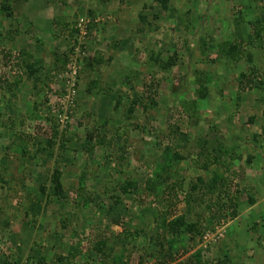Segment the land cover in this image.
<instances>
[{"label": "rangeland", "instance_id": "rangeland-1", "mask_svg": "<svg viewBox=\"0 0 264 264\" xmlns=\"http://www.w3.org/2000/svg\"><path fill=\"white\" fill-rule=\"evenodd\" d=\"M192 255L264 264V0H0V264Z\"/></svg>", "mask_w": 264, "mask_h": 264}, {"label": "trees", "instance_id": "trees-1", "mask_svg": "<svg viewBox=\"0 0 264 264\" xmlns=\"http://www.w3.org/2000/svg\"><path fill=\"white\" fill-rule=\"evenodd\" d=\"M1 6H2L1 9H6L7 8V7H4L2 4H1ZM240 45H241V41H236L235 42V41L226 40V41H222L218 45V49H219L220 53L224 57L229 58L231 60H237L240 57L241 50H242ZM248 74H249V72L246 73L245 75L242 74L241 76L243 77V80H239L238 83L242 84V82H243L244 84L248 85L250 83V78L248 77L249 76ZM193 88H194V91L196 93L195 97L193 99L189 100V101L184 102L186 108L190 112H195V108H196V106H198V101L202 100V99H204L206 97L207 89H206V86L204 84V80H203V78L201 76H195V80L193 81ZM85 149H87V148H85ZM158 175H155V177L156 176L157 177L155 179H151L150 182L147 183L148 184L146 186L147 190H150V191L152 190L154 192L156 190V187L161 184V180L158 179L159 178ZM169 176L170 175L168 174L164 178L165 179L169 178ZM55 185H57V184H54V186ZM176 187L180 188V183L177 182V181L173 182L171 184L170 183H166V185H165V188L166 189L169 188L170 190H175ZM213 188H214V185L211 186V187L205 186L204 187V191H202V192L207 193V194L212 193V189ZM169 189H168V191H169ZM53 190H57V189H55L53 187ZM190 195L191 194H189L187 192H183L182 198H183V200H184V202L186 204L185 205L186 206V210H190V208H191V207H189L190 203L195 201L194 198H192ZM224 205H225L224 202H219V198H218L217 202H216V207H215L216 208L215 209L216 212H219V211L223 210L224 209ZM236 205H237L236 202H231L229 200H228V203H226V205H225V206H229L230 207V213L229 214H230L231 217H234L235 214H236ZM205 207H209V205L207 204ZM166 210L163 211L161 222H159V225H161V227L164 226V228H167V226H168L167 224H165V220H166L165 216H166V214H168L166 212ZM186 212H189V211H186ZM182 224L185 225L184 227L186 229V233L188 232V233H193L194 234V233H197L199 231V229L201 228L200 224L197 221L190 222V223H183L180 220V218L176 219L175 226L177 225V226L180 227V226H182ZM98 244H99L98 247H96L97 251L100 250L101 246H103L104 243H103V241H100ZM159 247L160 248L157 249V254H160L161 258H163L165 256L170 257V252H171L172 245L171 246L169 245V247L166 248V249H163L161 246H159ZM192 257L195 258V259L198 258V256L192 255V256L188 257V260L186 259L185 264H193L191 259H190Z\"/></svg>", "mask_w": 264, "mask_h": 264}, {"label": "built area", "instance_id": "built-area-1", "mask_svg": "<svg viewBox=\"0 0 264 264\" xmlns=\"http://www.w3.org/2000/svg\"><path fill=\"white\" fill-rule=\"evenodd\" d=\"M84 33V32H83ZM83 35V34H82ZM72 62H70V64H71ZM74 63H75V61H74ZM71 66H73L74 68H72L73 70H71V68H70V66H69V70H70V73H72L71 75H73L74 73H75V71H76V67L72 64ZM72 85V84H71ZM72 93H73V89H72V91H71V96H72Z\"/></svg>", "mask_w": 264, "mask_h": 264}, {"label": "crops", "instance_id": "crops-1", "mask_svg": "<svg viewBox=\"0 0 264 264\" xmlns=\"http://www.w3.org/2000/svg\"><path fill=\"white\" fill-rule=\"evenodd\" d=\"M24 12H25V11H24ZM32 14H35V13H32ZM29 18H32V17H31V15H30V17H29ZM40 25H41V24H40ZM41 27H42V25H41ZM262 217H263V216H262Z\"/></svg>", "mask_w": 264, "mask_h": 264}]
</instances>
